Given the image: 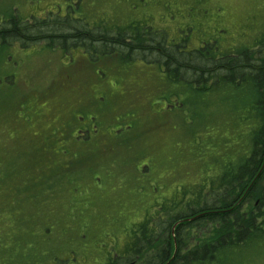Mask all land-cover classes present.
Listing matches in <instances>:
<instances>
[{"label":"rangeland","instance_id":"obj_1","mask_svg":"<svg viewBox=\"0 0 264 264\" xmlns=\"http://www.w3.org/2000/svg\"><path fill=\"white\" fill-rule=\"evenodd\" d=\"M66 6L88 26L149 19L166 41L188 35L192 48L210 41L222 51L237 50L264 33V0H0V24L14 15L29 24L31 17L54 19L49 13L63 16ZM68 49L44 43L0 46V121L9 119L1 128L32 121L36 114L40 119L22 134L39 135L36 130L50 119L84 137L88 118L84 125L79 119L66 121L69 111L98 119L90 125L97 135L89 132L83 142L94 139L96 146L77 149L81 159L64 169L77 183L48 211L40 207L36 213L48 232H0V264H105L109 253L125 247L130 227L153 216L154 204L188 189L203 172L214 173L209 161L219 150H239L234 120L218 102V93L200 99L187 88L190 93L178 100L182 88H166L157 75L137 70L143 66L137 59L124 66L116 56L91 61L87 53L67 54ZM166 89L168 104L161 99ZM228 93L236 105L240 95ZM127 114L133 115L130 122L114 120ZM12 127L0 136L13 134ZM27 214L36 219L31 208ZM187 232H179L186 234V248L208 236L206 230ZM260 248L253 250L250 264H264V244Z\"/></svg>","mask_w":264,"mask_h":264},{"label":"trees","instance_id":"obj_2","mask_svg":"<svg viewBox=\"0 0 264 264\" xmlns=\"http://www.w3.org/2000/svg\"><path fill=\"white\" fill-rule=\"evenodd\" d=\"M75 14L66 6L63 16L49 13L54 19L39 22L31 17V24L10 16L0 24V46L19 42L26 48L44 43L53 48L67 47V54L87 53L91 61L116 56L124 66L137 59L151 69L135 66L137 70L157 75L168 85L166 88H182L178 100L190 93L188 89L200 99L218 93V102L234 120V138L241 142L236 152L219 150L215 160L209 161L215 166L214 173L203 172L188 189L181 188L168 201L154 204L153 216L148 214L138 225L133 224L125 247L117 254L109 253L105 264H250L253 250H260L264 244V33L250 47L237 50L222 51L210 41L192 48L188 35L176 41L167 37L166 41L149 19L109 26L108 21L101 20L88 26ZM166 91L161 99L168 104L170 93ZM228 92L240 95L236 105L234 100L228 101V96L234 98ZM32 116V121L11 124L13 134L0 136V232H48L42 216L36 215L38 209L48 211L62 192L77 183L74 174L64 169L81 159L80 151L96 146L94 139L83 143L88 141L89 132L98 133L90 127L98 124L94 115L77 117L71 110L64 119L85 123L88 118L90 124L83 123L86 138L75 136V130L65 131L50 119L44 121V129L36 130L39 135L22 134L21 130L40 119ZM118 119L130 122L133 115L114 118ZM7 124L9 119L4 117L0 126ZM11 125L0 127V132H10ZM28 208L36 219H30ZM185 230L187 234L195 230L198 235L206 230L208 236L186 248V234H179Z\"/></svg>","mask_w":264,"mask_h":264},{"label":"flooded vegetation","instance_id":"obj_3","mask_svg":"<svg viewBox=\"0 0 264 264\" xmlns=\"http://www.w3.org/2000/svg\"><path fill=\"white\" fill-rule=\"evenodd\" d=\"M81 136V135H80Z\"/></svg>","mask_w":264,"mask_h":264},{"label":"water","instance_id":"obj_4","mask_svg":"<svg viewBox=\"0 0 264 264\" xmlns=\"http://www.w3.org/2000/svg\"><path fill=\"white\" fill-rule=\"evenodd\" d=\"M173 230V229H172Z\"/></svg>","mask_w":264,"mask_h":264}]
</instances>
